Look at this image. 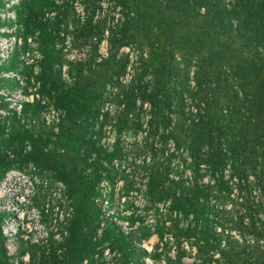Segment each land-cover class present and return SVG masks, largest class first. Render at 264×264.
<instances>
[{"label": "rangeland", "instance_id": "rangeland-1", "mask_svg": "<svg viewBox=\"0 0 264 264\" xmlns=\"http://www.w3.org/2000/svg\"><path fill=\"white\" fill-rule=\"evenodd\" d=\"M158 1H140L147 18L141 27L129 0H0V264H167L169 254V263L177 264L179 243L190 253L187 261L198 255L195 238L184 235L195 217L167 212L168 202L144 190L151 177L146 161L154 158L185 186L200 185L198 196L209 205L230 201L229 174L216 183L211 170L189 163L190 138L183 135L205 119L218 89L201 83L197 35L178 19L186 6L200 23L195 8L205 11L206 3L166 0L160 23L153 14ZM230 37L238 39L234 32ZM76 48H88V56L73 59ZM203 48L211 55L212 48ZM208 63L217 68L215 57ZM161 82L154 106L153 88ZM9 172L21 178L5 183ZM213 184L224 197L210 191ZM151 204L159 207L155 222ZM252 205L255 212L240 210L248 221L261 216L258 225L264 213ZM80 209L94 214L95 229L90 253L73 259L66 242ZM141 218L164 234L139 242L158 252L154 259L116 227L122 223L127 233ZM216 227L222 244L230 241L228 231L242 241L235 224Z\"/></svg>", "mask_w": 264, "mask_h": 264}, {"label": "trees", "instance_id": "trees-1", "mask_svg": "<svg viewBox=\"0 0 264 264\" xmlns=\"http://www.w3.org/2000/svg\"><path fill=\"white\" fill-rule=\"evenodd\" d=\"M129 1L138 8L134 21L145 27L147 18L141 12V0ZM223 2L224 0H205V11L200 7L195 8L199 15L198 24L186 6L182 14L178 13V19L185 31L192 30L197 35L196 40L200 44L198 53L202 56L201 83L206 80L204 84L210 91L213 82L218 84L214 98L211 104H208L205 119L191 126L192 131H189V128L184 129L183 135L190 138L187 158L197 169L205 166V170L215 173L216 183L220 179V182H225L224 176L228 173L231 185L229 184L230 190L225 196L230 201H218L217 207L214 204L209 205L198 196L200 185L191 189L192 186H185L176 176L167 172L169 165L161 167L152 163L154 158L150 159L152 162L146 161L150 165L151 177L146 182L144 191L150 195V199L168 202L167 212L182 210L196 219V226L185 228L184 235L186 239L195 238L198 255L193 261H187L186 257L190 256V253L179 243L173 258L177 264H205L212 260L219 264H264V221L256 224L257 219H262L261 216L256 220L251 217L248 221L240 210L243 207L246 212L251 208L255 212L256 209L252 205V201H255L258 210L264 213V0ZM168 7L166 0L158 1L154 6L153 14L158 22L163 23ZM254 9H257L258 13L254 14ZM214 29H217V33H213ZM232 32L236 33L238 39L230 37ZM204 43L212 48L211 55L204 52ZM171 55L173 53L169 52L167 57ZM212 57L217 60L215 70L205 66L208 61L211 63ZM162 85L161 82L153 88L151 99L154 106L158 105L157 96ZM165 136L166 134L162 135L163 138ZM154 150L153 147L151 152ZM201 164L204 165L200 166ZM217 185L214 188L213 184L210 191L218 192L214 194L217 195L216 198L224 197ZM205 188L209 191L208 187ZM145 205L146 203L144 207ZM150 212L152 221L155 222L160 214L159 207L151 204ZM93 216L92 212L88 215L81 209L76 212L65 251L73 259L77 255L82 259L90 253L89 241L95 229ZM213 216L216 217L215 226L212 225ZM199 221L202 226H199ZM224 221L237 226L242 241L228 231L226 235H231L230 241L222 244L221 233L216 225L221 226ZM150 226L151 224L141 218L138 224L126 233L123 224L116 221V227L122 237L124 233L127 236H135L138 240L137 250L143 253V256L154 259L158 252L154 248L146 250L139 244L153 233H158L159 239H163L164 234L159 228L150 229ZM166 228L167 232H171L169 227ZM248 235H252L253 240H250L251 236ZM66 257L64 256L65 259ZM170 258L172 257L169 254L167 264H171ZM140 264H145L142 259Z\"/></svg>", "mask_w": 264, "mask_h": 264}, {"label": "built area", "instance_id": "built-area-1", "mask_svg": "<svg viewBox=\"0 0 264 264\" xmlns=\"http://www.w3.org/2000/svg\"><path fill=\"white\" fill-rule=\"evenodd\" d=\"M88 53H89L88 48H76V49H73L71 51V57L73 59L83 60L88 56ZM126 77H128V76H126ZM126 77L124 78L125 80L127 79ZM20 178L21 177L19 174H16L15 172H9V173H7V177L4 180V182L6 183L8 180H12V179L19 180Z\"/></svg>", "mask_w": 264, "mask_h": 264}]
</instances>
